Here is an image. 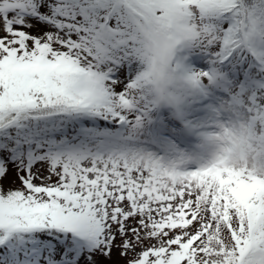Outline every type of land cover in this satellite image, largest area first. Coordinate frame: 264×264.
Returning a JSON list of instances; mask_svg holds the SVG:
<instances>
[{
    "label": "snow or ice",
    "instance_id": "6c2138e0",
    "mask_svg": "<svg viewBox=\"0 0 264 264\" xmlns=\"http://www.w3.org/2000/svg\"><path fill=\"white\" fill-rule=\"evenodd\" d=\"M0 264H264V0H0Z\"/></svg>",
    "mask_w": 264,
    "mask_h": 264
}]
</instances>
